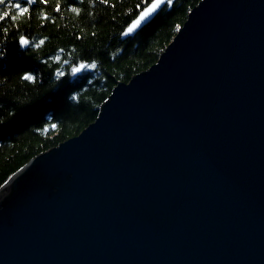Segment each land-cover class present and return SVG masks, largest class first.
Masks as SVG:
<instances>
[{
  "label": "water",
  "instance_id": "1",
  "mask_svg": "<svg viewBox=\"0 0 264 264\" xmlns=\"http://www.w3.org/2000/svg\"><path fill=\"white\" fill-rule=\"evenodd\" d=\"M0 264H264V0H199L92 122L14 171Z\"/></svg>",
  "mask_w": 264,
  "mask_h": 264
},
{
  "label": "trees",
  "instance_id": "2",
  "mask_svg": "<svg viewBox=\"0 0 264 264\" xmlns=\"http://www.w3.org/2000/svg\"><path fill=\"white\" fill-rule=\"evenodd\" d=\"M198 1L168 0L123 39L151 0H4L0 15L9 16L0 20V186L31 157L92 122L118 81L127 82L157 60ZM16 2L28 13L12 8ZM21 35L29 40L25 48ZM92 62L95 69L72 73ZM25 74L34 79L25 80Z\"/></svg>",
  "mask_w": 264,
  "mask_h": 264
},
{
  "label": "snow or ice",
  "instance_id": "3",
  "mask_svg": "<svg viewBox=\"0 0 264 264\" xmlns=\"http://www.w3.org/2000/svg\"><path fill=\"white\" fill-rule=\"evenodd\" d=\"M4 2V0H0V4H2ZM29 2H31V0H29ZM43 3H48L49 0H42ZM105 3H107V0H104ZM163 3V0H151V3L147 4L145 7H143V10L139 12V15L136 16L135 19H133L131 21V23L127 26V28L123 31V33H132L134 29H136L140 23L147 18L153 11H155L157 9V7ZM169 3H171V0H169ZM59 5H57V10H59ZM12 8L17 9L19 11V14L23 15L28 13L29 9L28 7L22 6L21 3L16 2V3H12ZM72 11H77V9L73 8ZM9 16V12L5 11L3 12V15H0V20L5 19V17ZM12 19H15V16L11 14ZM19 42L22 46H26L29 44V40L21 35L19 37ZM44 41L41 40L39 42V44H43ZM39 44L36 45L37 47H39ZM57 59H59V57H57ZM85 67L89 68V69H95L97 67V64L95 62L92 63H80L79 65L75 66L72 68V73L76 74L78 72H80L81 70L85 69ZM58 76H63V72H60ZM25 80H33L34 77L31 74H25L24 76ZM73 99H75V97H73ZM52 127L54 128L55 125H52Z\"/></svg>",
  "mask_w": 264,
  "mask_h": 264
},
{
  "label": "bare ground",
  "instance_id": "4",
  "mask_svg": "<svg viewBox=\"0 0 264 264\" xmlns=\"http://www.w3.org/2000/svg\"><path fill=\"white\" fill-rule=\"evenodd\" d=\"M179 27H180V26H179ZM179 27H178V28H179ZM178 28H177V29H178Z\"/></svg>",
  "mask_w": 264,
  "mask_h": 264
}]
</instances>
